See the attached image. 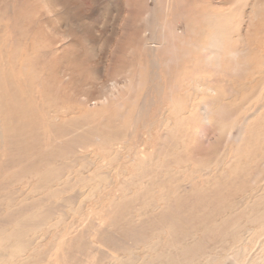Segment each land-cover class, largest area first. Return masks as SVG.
I'll list each match as a JSON object with an SVG mask.
<instances>
[{"label":"rangeland","instance_id":"374dc122","mask_svg":"<svg viewBox=\"0 0 264 264\" xmlns=\"http://www.w3.org/2000/svg\"><path fill=\"white\" fill-rule=\"evenodd\" d=\"M122 3L0 0V264H263L264 0L213 3L241 9L240 53L187 58L148 107Z\"/></svg>","mask_w":264,"mask_h":264},{"label":"bare ground","instance_id":"6f19581e","mask_svg":"<svg viewBox=\"0 0 264 264\" xmlns=\"http://www.w3.org/2000/svg\"><path fill=\"white\" fill-rule=\"evenodd\" d=\"M231 1L207 0L210 5L209 8L200 12L193 0H161L156 10L152 9L148 0H122L124 11L128 13V16H124L123 13V24H121L123 38L129 37L133 47L139 49V57L145 61L148 73L151 75L149 79L152 86L141 106L148 107L150 102L155 101L152 94L162 95L166 92L167 78L172 76L187 58L192 60L194 67L199 66L196 63L198 57L202 63L214 65L218 71L222 67L223 59H231L240 53L246 30L244 19L237 18L241 9L238 8L230 14L226 11H217L213 7L215 2ZM182 5H186L183 10H181ZM180 12L182 17L190 16L192 20L205 16V27L200 28L198 24L195 25V29L200 30L195 41L189 43L178 41V24H174V20L178 18ZM185 24V27H188L191 23L188 20ZM146 32H152V36L147 37L144 35ZM139 34L143 35V38L139 39L136 45L135 41ZM132 35L136 39L131 38ZM119 47L115 52L119 51ZM210 80L200 77L198 80L194 78L191 88L193 91L200 90V94L213 101L214 106L218 97L209 93V91H214L211 86L212 80ZM262 80H264V74ZM194 108L196 109L194 110ZM201 108L200 103L190 100L184 112L189 113ZM203 110L205 111V108Z\"/></svg>","mask_w":264,"mask_h":264}]
</instances>
